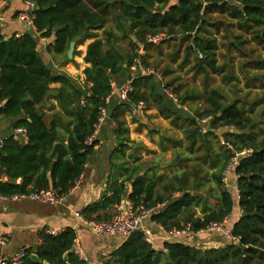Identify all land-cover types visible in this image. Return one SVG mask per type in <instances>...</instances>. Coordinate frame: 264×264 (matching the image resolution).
<instances>
[{"label":"trees","instance_id":"obj_1","mask_svg":"<svg viewBox=\"0 0 264 264\" xmlns=\"http://www.w3.org/2000/svg\"><path fill=\"white\" fill-rule=\"evenodd\" d=\"M24 1L34 5L35 33L25 30L19 37L8 38L0 33V115L16 118L13 127H25L27 139L20 142L10 136L0 145V175L7 177L0 180V193L14 195L48 187L68 193L98 143L96 138L88 143L87 138L96 129L99 108L106 107L118 143L110 154V164L119 168L112 169L101 198L81 210L86 219H109L126 194V183L130 184L127 199L134 206L163 203L150 219L165 229L189 223L197 231L232 216L236 209L240 211L230 231L232 239L223 245L202 248L173 240L155 249L135 231L110 253L106 263L241 264L245 259V264H264V108L254 111L259 99L251 103L240 98L227 100L223 91L214 87L205 93L201 110L190 115L183 106L199 94L180 93V85L174 87L173 79L163 80L169 66L161 71V78L155 70L146 74L131 70L132 65L150 69V47L178 35L189 41L181 66L190 64L192 53L191 70L195 73H203L205 79L215 73L231 80L225 65L217 63L215 37L202 33L209 32L206 16L215 11L225 13L239 29L248 31L264 52V0H175L169 4L167 0ZM109 23L112 26L107 29ZM98 31L103 36L99 37ZM157 33L168 38L158 44L145 43L148 34ZM39 38L51 39L47 46L62 55L64 63L74 61L67 57L71 41L74 56L79 52L76 46L93 38L82 57L88 64L82 71L83 83L67 73L52 71L37 49ZM120 39L129 43V50L118 44ZM141 47L143 54L139 53ZM176 57V53L171 55L173 61ZM127 78H132V89L126 99L106 103L112 81L121 83ZM140 101L182 131V138L171 139L150 130L158 135L161 149L168 141L173 143L165 170L177 169L170 177L160 174L158 165L137 173L141 165L123 158L128 143L133 142L125 115L136 116L133 107ZM204 117L209 118L202 124ZM118 155L121 158L115 162ZM129 156L132 161L139 158ZM234 157L237 196L223 181ZM17 179L21 181L17 183ZM76 237L71 227L55 235L43 229L40 243L26 249L22 264H45L32 261L31 253L47 264H87L74 250Z\"/></svg>","mask_w":264,"mask_h":264},{"label":"crops","instance_id":"obj_2","mask_svg":"<svg viewBox=\"0 0 264 264\" xmlns=\"http://www.w3.org/2000/svg\"><path fill=\"white\" fill-rule=\"evenodd\" d=\"M28 10L29 4L27 1L0 0V15L3 17V19L0 20V33L5 38L15 34L20 36L25 30H30L32 33H35L34 28L27 27L16 17L17 13L27 12ZM92 40L93 38L87 39L86 41L88 43ZM49 41H51V39L39 38L37 49L44 62L52 71L56 73H67L75 79H83V68L88 65L83 61V58L80 59V61L74 60L64 63L63 56L55 54L51 50V47L47 46ZM87 43H84L85 48ZM77 68H81L80 73H78L80 75L79 78L71 72V70ZM136 73L137 72H133V74ZM128 79L130 78L124 79L121 83L112 81V91L106 103H110L111 101L120 102L126 99L121 98L119 87ZM56 86L57 84H51V87ZM51 103H55V101L52 100ZM15 119L16 118L13 117H3L0 115V141H4L12 136L15 130L13 127ZM111 131L112 126L108 113V116L96 128L95 138L98 139V143L94 147V152L88 157L79 185L66 194L62 203L51 205L28 198H8L0 202V234L7 239L6 245L0 247V264L3 255H8L24 246L30 247L38 245L40 243L39 233L43 229L47 230L48 228H53L61 231L67 227H71L75 230L77 242L74 246V250L75 252L81 251L88 264H108L106 260L109 258L110 253L113 252L124 239L119 236L95 235L90 231L89 227L77 220L75 212L81 211L86 206L99 200L106 189L107 181L113 169L110 164V154L118 144ZM18 141L25 142L26 140L20 137ZM226 179L228 189L237 196L235 189L236 176L233 170L227 173ZM0 180L5 181L7 177L5 175H0ZM20 181L21 179L16 180L17 183ZM129 190L130 186L129 188L126 186V194L123 195L121 202L123 205H126L129 201L126 196ZM239 217L240 211L236 209L235 213L228 217L227 223L222 231L199 233L192 237L181 238L175 241L189 242L198 247L223 245L230 240L226 232L231 230L233 223L236 222ZM144 224L146 227L150 228L153 233H160V224L151 221V219L147 220ZM163 242L164 240L158 237L155 239L152 246L155 249H161Z\"/></svg>","mask_w":264,"mask_h":264},{"label":"rangeland","instance_id":"obj_3","mask_svg":"<svg viewBox=\"0 0 264 264\" xmlns=\"http://www.w3.org/2000/svg\"><path fill=\"white\" fill-rule=\"evenodd\" d=\"M167 1L169 4L175 0ZM161 7H164V5ZM206 19V27L209 32L202 31V33H210V36L215 37L218 46L217 63L225 65V73L228 72L232 76L231 80H223L221 74L210 73L205 79L203 73H195V71L191 70L193 63L192 53L189 54L190 64L181 66L180 63L183 56H185L189 41L178 35L170 36L167 42H162L158 47H150L147 52L150 55L147 57L151 65L150 69L155 70L157 76L161 78V71L169 66L170 70L163 77V80L173 79L174 87L180 85V93L199 94L198 98H190L183 106L184 110L190 115H194L197 110H201L204 106L205 93L214 87L220 88L227 100L240 98L244 102L251 103L259 99L261 103L254 105V111L258 112L259 109L264 108V94L262 91L264 90V52L261 46L252 39L248 31L239 29L236 21L228 18L225 13L215 11L208 14ZM211 23H215V25ZM111 26L112 23H109L107 29L111 28ZM98 36H103L102 31H98ZM236 36L239 37L238 40L235 39ZM164 38L166 39L168 36L165 35ZM239 41H243V43L240 44L238 43ZM118 44L126 50L130 48L129 43L125 39L118 40ZM76 50L79 52L72 58L75 61H80L85 51V44L76 46ZM139 53L143 54L144 50L139 49ZM173 53L177 55L175 61L171 58ZM80 71L81 68L71 70L72 74L77 75L78 78L80 77L78 74ZM257 76L260 78L257 79ZM77 80L83 83L84 77ZM173 98H175L174 95ZM208 118L204 117L200 122L203 124ZM125 121L128 125L129 137L133 142L128 143L129 146L126 148L123 158L128 159L132 164L141 165L137 173L142 174L152 165H158L161 168L159 173L163 174L165 178L170 177L172 172L177 169V167H174L173 169L165 170L173 155V143L168 141L166 147L161 149L158 135L150 133V130L163 132L166 137L171 139L182 138V131L172 126L169 120L162 118L153 107L150 109L146 108L142 113L136 114V116L126 113ZM129 154L136 155L139 158L136 161H132ZM120 158L118 155L114 160L119 162ZM113 168L118 170L119 167L114 165ZM126 185L129 188L130 184L126 183ZM209 202L215 204L213 199H209Z\"/></svg>","mask_w":264,"mask_h":264},{"label":"built area","instance_id":"obj_4","mask_svg":"<svg viewBox=\"0 0 264 264\" xmlns=\"http://www.w3.org/2000/svg\"><path fill=\"white\" fill-rule=\"evenodd\" d=\"M29 4V10L27 12H19L16 14L17 19L22 21L27 27L34 28V16L32 15V10L34 9V5L32 2L27 1ZM3 17L0 15V20H2ZM15 37H18V34L14 35ZM164 34L157 33V34H148L145 38V43H151V44H158L161 42V40L164 38ZM142 50V47L140 48ZM131 70L134 72H138L140 74H146L150 72H154L152 69H146L142 67L141 65L131 66ZM159 77V76H158ZM132 78L126 80L120 87V95L121 98H126L127 93L131 91ZM173 98V95H170ZM109 98V95L105 98V101L107 102ZM175 99V98H173ZM146 109V105L143 101H140L138 104H136L133 107V113L140 114L143 112V110ZM108 116V111L106 107H100L99 113H98V122L96 124V128L99 126V124ZM111 126L114 127L115 124L111 123ZM96 129L91 137L87 138V142L91 143V141L95 138ZM12 137L16 140H18L20 137L21 139H27L26 129L23 126L17 127L14 130V133L12 134ZM3 144V140L0 141V145ZM237 163V157H234L229 166L227 167L226 171L224 172V178L223 181L228 189V183L226 179V175L228 172H230L235 164ZM82 173L78 177V179L75 181L74 185L70 188V190L75 189L82 178ZM236 193L238 195V191L235 184ZM69 190V191H70ZM68 191V192H69ZM67 193L62 194L59 192L58 189L53 187H48L46 189L41 190H35L30 191L28 193H19L14 195H4L0 193V202L3 200H6L8 198L12 199H22V198H28L32 200H37L42 203H48L51 205L60 204L65 199ZM163 206V203H157L152 206H146L143 203L138 204L137 206H134L130 201L126 205H123L122 203L116 205L114 214L106 220H93V219H86L81 211L75 212V216L79 222L89 227L90 231L94 233L95 235L99 236H119L123 239H126L129 237L133 232L139 231L143 234V237L146 242L153 245L156 238H161L164 241H173V240H180L181 238H188L192 237L194 235H197L199 233H214L217 231H222L225 227V224L227 223L228 217H225L220 222H210L205 228L194 231L191 228V225L188 223L182 227H174L171 229H165L164 227L160 226V233L155 234L153 231L146 227L144 224L147 220H150V217L153 213L160 210ZM231 231V230H230ZM230 231H227L226 234L229 236L230 239H232L230 235ZM47 233L51 235H55L59 232V230L48 228L46 230ZM237 241V239H235ZM77 241H75L76 244ZM7 239L4 238L0 234V247L6 245ZM28 246H24L8 255L2 256V262L1 264H22L23 259L26 257V249ZM77 255L84 259V255L81 251H76Z\"/></svg>","mask_w":264,"mask_h":264},{"label":"water","instance_id":"obj_5","mask_svg":"<svg viewBox=\"0 0 264 264\" xmlns=\"http://www.w3.org/2000/svg\"><path fill=\"white\" fill-rule=\"evenodd\" d=\"M35 9H36V10L39 9V6H35ZM73 50H74V41H71V42L69 43V47H68V49H67V57H68L69 59H71L72 56H73ZM29 258H30L32 261H34V262H38V263L43 262V263L47 264L46 261H42V259L39 258L35 253H31V254L29 255ZM241 264H245V259L242 260Z\"/></svg>","mask_w":264,"mask_h":264}]
</instances>
